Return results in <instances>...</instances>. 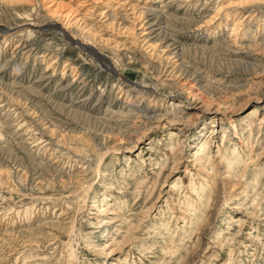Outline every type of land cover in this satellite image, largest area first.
Returning a JSON list of instances; mask_svg holds the SVG:
<instances>
[{"label":"rangeland","instance_id":"1","mask_svg":"<svg viewBox=\"0 0 264 264\" xmlns=\"http://www.w3.org/2000/svg\"><path fill=\"white\" fill-rule=\"evenodd\" d=\"M0 264H264V0H0Z\"/></svg>","mask_w":264,"mask_h":264},{"label":"bare ground","instance_id":"2","mask_svg":"<svg viewBox=\"0 0 264 264\" xmlns=\"http://www.w3.org/2000/svg\"><path fill=\"white\" fill-rule=\"evenodd\" d=\"M141 11V18L143 22V27H148V29H146V31L144 32L143 36H152L155 35V38L158 39L159 42H162L161 37L164 36L166 34V28L163 27L164 24V20H163V15H161L157 10L152 9V8H144ZM134 13V12H133ZM147 30H150L149 32H147ZM250 35V34H249ZM146 37V39H147ZM84 49L86 51H89L90 53L96 55V51L94 49L88 48V47H84ZM97 56V55H96ZM178 68H180L178 66ZM181 73H183L185 77H188V70L184 69L183 67L180 69ZM189 79V78H188ZM133 88V87H132ZM131 88V89H132ZM138 91L136 90V88H134L133 90H128L127 91V96L130 99V105L132 107H136L137 106V102H136V98L138 97L139 94H137ZM126 95V93H125ZM139 108H141V106H139Z\"/></svg>","mask_w":264,"mask_h":264}]
</instances>
